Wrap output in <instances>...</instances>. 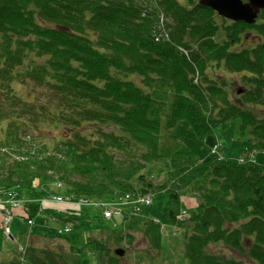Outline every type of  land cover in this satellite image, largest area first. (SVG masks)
<instances>
[{
  "label": "trees",
  "instance_id": "obj_1",
  "mask_svg": "<svg viewBox=\"0 0 264 264\" xmlns=\"http://www.w3.org/2000/svg\"><path fill=\"white\" fill-rule=\"evenodd\" d=\"M25 77L50 86L58 110L62 104L70 111L60 110L58 118L66 117L73 135L43 158L44 144L28 145L27 160L15 159L0 186L33 200L50 193L104 201L164 194L166 209L157 220L142 213L124 226L137 229L135 220L142 229L143 216L144 234L156 249L161 226H178L186 264H264V164L213 152L196 157L186 144L162 140L163 124L173 128L184 120L205 139L216 124L235 119L248 148L264 151V9L255 23H246L198 0H0V87L7 103L29 112L33 102L20 99L12 86ZM154 89L169 98L153 97ZM8 117L0 107V119ZM26 127L12 119L4 142L21 145ZM57 180L62 189L56 190ZM186 194L199 204L188 218H178ZM32 205L35 216L39 203ZM55 217L83 227L104 222L83 210ZM61 236L27 238L25 264H83L71 244L60 260L49 244ZM40 241L46 244H32ZM222 245L249 260L227 256L216 248ZM96 249L100 264H125L104 242Z\"/></svg>",
  "mask_w": 264,
  "mask_h": 264
},
{
  "label": "rangeland",
  "instance_id": "obj_2",
  "mask_svg": "<svg viewBox=\"0 0 264 264\" xmlns=\"http://www.w3.org/2000/svg\"><path fill=\"white\" fill-rule=\"evenodd\" d=\"M179 1L184 5L190 3V0ZM251 37V34L247 37L248 42H251ZM132 77L134 80L137 78L135 75ZM12 86L16 91L15 94L20 99L23 98L26 101L33 102V106L29 112H23L21 110V103H18L20 105L17 103H7L0 87V107L9 115L8 118L0 119V176L4 178L9 175L8 169L11 168L10 166H12L11 164L15 159L20 161L27 160L19 150L23 148L25 155L29 153L28 139L32 134L38 137L34 140V142L36 141V147H41L43 144L47 147V150L38 153L39 158L50 155L55 146H58L63 139L68 138L69 135L70 137L73 135V130L71 131L69 127L71 123L68 122V125L67 120L64 119L66 117L58 118L60 110L64 109L68 116L70 115V111L62 106V104L58 110L57 105L59 106V99L55 97L50 86L46 83L43 84L34 81L30 77H25L22 81L14 79ZM232 87L233 90L240 87L237 79L232 81ZM151 94L153 97L163 100L169 98L168 93L162 90L154 89L151 91ZM51 109L56 110L54 115L49 113ZM11 110L13 112H10ZM43 116H45V120H42ZM12 119H17V122L24 123L27 126L25 129L22 128L24 130L23 132L19 133L21 140L18 143H21V145L14 142H4L6 140L4 135L5 128ZM88 127L91 128L90 126ZM88 127L86 131H89ZM100 128L106 130L112 129L111 126H101ZM162 128V140L165 144L169 145L170 142V145L174 147L180 144H186L195 153L196 157L203 158L210 152H213L220 156L236 160L242 157L246 158L247 156L250 158L254 157L257 162L264 164V151L255 149L254 156L253 149L250 150L248 148V142H246L247 135L242 136L239 134L235 119H230L227 123L216 124L214 130L205 139H199L195 135L192 127L184 120L179 121L173 128H166L164 124ZM65 134L67 136H64ZM44 145L42 149H45ZM35 151L33 147L32 153ZM0 187V263H9L17 258L25 264L27 262V245L29 244L27 243L26 245L27 238L36 237L37 240H43L45 236L55 238V228L61 225V222L53 219L52 216L68 215L75 205L70 204L68 201L54 202L50 200L47 203L48 206H46L48 209L46 216H42V213L33 216L35 223L32 226L24 222V218L21 216L23 215L22 207L14 208L12 221L7 224L10 226V230L14 236L13 240L4 234L1 223L2 215L11 207L9 193H17V197L26 199V202L31 201L32 198H26L24 195H20L16 188L9 187L6 189L4 186ZM153 193V199L149 203L142 204L135 211L130 210L132 216L129 215V217L126 213H123L122 217L119 214H114L102 224H93L91 227H83L75 221V223H72V231L67 236H61L57 245L51 242L49 246L56 249L62 256L60 260L64 261L66 252H70V248L67 246L71 244L75 252L80 256L83 264L101 263L98 260L96 242H104L113 251L117 248L123 249L124 254L120 257L121 261L125 264H186L182 247L183 232L178 226L169 224L161 226V249L154 248L150 241L151 237L149 235L145 236L143 230L146 224L143 223V216L141 218L142 229L136 226V218L141 217L138 215L145 213L157 220L156 217L165 211L167 203L166 196L164 194H157V192ZM137 198L138 196H134L133 200L136 202L132 205L133 207L141 204L138 203ZM181 201L183 206L180 215L181 218L186 219L199 203L193 194L182 196ZM81 208L84 212L90 213L91 217L102 212L94 204L84 203ZM132 217L135 219L132 225L137 229L128 228L123 224V222L130 220ZM128 234H131L132 237H128ZM32 244L43 247V244L46 243L40 241V243L33 242ZM216 248H220L221 252L226 253L227 256H235L244 261L249 260L245 254L223 248V245L220 247L217 246Z\"/></svg>",
  "mask_w": 264,
  "mask_h": 264
},
{
  "label": "built area",
  "instance_id": "obj_3",
  "mask_svg": "<svg viewBox=\"0 0 264 264\" xmlns=\"http://www.w3.org/2000/svg\"><path fill=\"white\" fill-rule=\"evenodd\" d=\"M56 185L58 187H61L62 183L60 181H57ZM9 196L11 197L10 202H11L12 207L23 206L25 208L24 203L26 202V200L24 198L17 197V193L15 192H10ZM70 198L71 197H66L65 195H62L60 193H50L46 197V199L48 200H53V201H58V202H63ZM46 199H44L43 201H45ZM133 199H134V196L125 195L122 198L113 199L110 202H95V204H97V206L102 209V215L104 218L107 219L114 214L122 215V212L128 209L135 211L139 209V207L142 206V204L149 203L152 197L151 195L138 196L137 201L138 203H141V204H137L135 207L132 206L136 202ZM85 201H88V200L84 198H80L78 200V204L81 202H85ZM10 214L11 213L9 210H7L6 213L4 214L3 223L5 225L10 219ZM28 222L32 223V220L28 219ZM70 230H71L70 225H65L57 229L58 233H61V234L68 233ZM8 231L9 229L6 227V233H8Z\"/></svg>",
  "mask_w": 264,
  "mask_h": 264
},
{
  "label": "water",
  "instance_id": "obj_4",
  "mask_svg": "<svg viewBox=\"0 0 264 264\" xmlns=\"http://www.w3.org/2000/svg\"><path fill=\"white\" fill-rule=\"evenodd\" d=\"M198 2L210 7L220 16L246 23L256 22L260 11L264 9V0H199ZM115 253L122 256L124 251L118 248Z\"/></svg>",
  "mask_w": 264,
  "mask_h": 264
}]
</instances>
